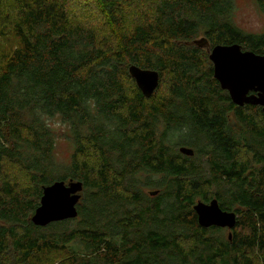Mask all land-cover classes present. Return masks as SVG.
Instances as JSON below:
<instances>
[{"label": "trees", "instance_id": "16d2710c", "mask_svg": "<svg viewBox=\"0 0 264 264\" xmlns=\"http://www.w3.org/2000/svg\"><path fill=\"white\" fill-rule=\"evenodd\" d=\"M73 1L0 0V40L16 39L0 54V264L65 249L67 264H264V113L234 105L201 53L237 43L264 55V33L234 24L235 0H93L107 41ZM130 65L158 71L149 98ZM53 117L67 130L55 133ZM58 139L73 145L65 164ZM10 165L25 183L2 176ZM69 179L83 186L77 217L34 226L41 187ZM212 199L237 216L230 239L197 223L192 206Z\"/></svg>", "mask_w": 264, "mask_h": 264}, {"label": "water", "instance_id": "95a60500", "mask_svg": "<svg viewBox=\"0 0 264 264\" xmlns=\"http://www.w3.org/2000/svg\"><path fill=\"white\" fill-rule=\"evenodd\" d=\"M192 43L205 46L207 41L200 38ZM208 59L212 64L213 78L228 93L234 105L260 106L264 113V55L243 50L237 43L217 44L209 50ZM127 70L144 97L149 98L159 86L158 71L136 65H130ZM178 151L186 156L194 154L191 148L185 146L179 147ZM82 188V183L73 179L57 180L42 186L39 205L29 220L34 226L46 227L51 223L76 218ZM148 194L155 196L157 192L149 191ZM192 210L200 227L227 229V236L231 238L237 216L232 211L223 210L216 199L207 203L198 200Z\"/></svg>", "mask_w": 264, "mask_h": 264}, {"label": "rangeland", "instance_id": "374dc122", "mask_svg": "<svg viewBox=\"0 0 264 264\" xmlns=\"http://www.w3.org/2000/svg\"><path fill=\"white\" fill-rule=\"evenodd\" d=\"M70 13H72L78 19L92 20L98 27V31L102 33L107 38V41H113L114 36L106 20L101 14L100 10L97 8L96 3L93 0H78L73 1L72 4H68ZM234 24L242 30L244 33L249 34H262L264 33V13L257 7L255 0H235V11L233 15ZM109 28V29H108ZM203 38V36L197 37V39ZM16 46V39L9 32L6 36L0 40V54L7 53L11 51ZM200 53V52H199ZM201 53L208 55L209 51L202 50ZM210 62V61H209ZM230 123L232 127L237 131H242V127L236 121L234 113H229ZM48 123L55 130V133L59 134L67 128L60 123V120L56 117H53L48 120ZM59 125V127H57ZM177 147L173 148V152L177 153ZM73 151V145L71 142H68L65 139H58L55 147V152L57 156V161L59 164L67 163L71 152ZM64 176H68L67 172L62 170ZM5 178H16L18 182L23 184L26 182V175L20 171L15 166H8L5 168L3 174ZM144 176L141 174V181L137 182L136 187H139V191L143 193L144 197L152 198L148 194L150 190L141 187L144 183ZM153 180H159V176H153ZM77 220L65 223L61 225L60 228L67 230L77 225ZM56 230V228L42 230L41 233L47 237L51 232ZM221 234L223 236L227 235V229H222ZM69 250H55V251H42L41 253L34 254L28 261L27 264H67L70 263L72 257H68ZM13 254V253H12ZM68 257V258H67Z\"/></svg>", "mask_w": 264, "mask_h": 264}, {"label": "flooded vegetation", "instance_id": "af4514ba", "mask_svg": "<svg viewBox=\"0 0 264 264\" xmlns=\"http://www.w3.org/2000/svg\"><path fill=\"white\" fill-rule=\"evenodd\" d=\"M205 50L209 51V50H210V48L207 46V48H205Z\"/></svg>", "mask_w": 264, "mask_h": 264}, {"label": "clouds", "instance_id": "9594fccd", "mask_svg": "<svg viewBox=\"0 0 264 264\" xmlns=\"http://www.w3.org/2000/svg\"><path fill=\"white\" fill-rule=\"evenodd\" d=\"M57 127H59V125H57Z\"/></svg>", "mask_w": 264, "mask_h": 264}]
</instances>
